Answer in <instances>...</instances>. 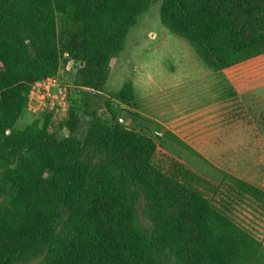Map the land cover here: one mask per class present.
<instances>
[{"label": "trees", "instance_id": "1", "mask_svg": "<svg viewBox=\"0 0 264 264\" xmlns=\"http://www.w3.org/2000/svg\"><path fill=\"white\" fill-rule=\"evenodd\" d=\"M152 3L214 73L264 55V0H0V264L44 254L45 264H264V243L200 193L184 165L158 163L156 142L113 110L88 109L81 131L68 91L60 140L49 132L55 111L16 129L32 87L66 86L69 61L88 98L102 96ZM133 92L128 83L119 97ZM239 186L264 208L263 190Z\"/></svg>", "mask_w": 264, "mask_h": 264}, {"label": "rangeland", "instance_id": "2", "mask_svg": "<svg viewBox=\"0 0 264 264\" xmlns=\"http://www.w3.org/2000/svg\"><path fill=\"white\" fill-rule=\"evenodd\" d=\"M160 10V3H152L138 18L120 56L111 62L98 99L88 98L75 83L76 68L61 67L59 74L82 119L80 130L90 121L88 109L101 114L113 110L119 124L156 142L158 163L168 170L171 161L184 165L200 193L264 243V208L239 186L264 191V56L214 73L186 40L162 25ZM128 83L133 84V99L124 102L119 94ZM40 103L29 95L17 130L46 114L47 107L38 109ZM68 112L52 115L49 132L59 140ZM45 261L44 254L22 264Z\"/></svg>", "mask_w": 264, "mask_h": 264}, {"label": "built area", "instance_id": "3", "mask_svg": "<svg viewBox=\"0 0 264 264\" xmlns=\"http://www.w3.org/2000/svg\"><path fill=\"white\" fill-rule=\"evenodd\" d=\"M68 57V55H66ZM74 66L73 61H69L66 64L68 71L72 70ZM34 96L40 98L41 107H44L50 111H55L57 114L60 111L67 112L68 110V88L64 86L58 78H48L44 81L36 83L30 92V101L34 99ZM31 104V102H30ZM123 122V119H120Z\"/></svg>", "mask_w": 264, "mask_h": 264}, {"label": "crops", "instance_id": "4", "mask_svg": "<svg viewBox=\"0 0 264 264\" xmlns=\"http://www.w3.org/2000/svg\"><path fill=\"white\" fill-rule=\"evenodd\" d=\"M264 56V55H263ZM260 57H262V56H260ZM230 69V68H229ZM228 70V69H227ZM224 71H226V70H224Z\"/></svg>", "mask_w": 264, "mask_h": 264}]
</instances>
